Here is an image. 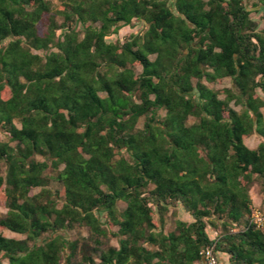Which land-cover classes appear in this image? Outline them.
<instances>
[{
    "label": "trees",
    "instance_id": "1",
    "mask_svg": "<svg viewBox=\"0 0 264 264\" xmlns=\"http://www.w3.org/2000/svg\"><path fill=\"white\" fill-rule=\"evenodd\" d=\"M171 1L0 0V264H264V28L247 0ZM179 206L192 221L157 231ZM98 214L118 246L94 258L60 233L106 236Z\"/></svg>",
    "mask_w": 264,
    "mask_h": 264
},
{
    "label": "rangeland",
    "instance_id": "2",
    "mask_svg": "<svg viewBox=\"0 0 264 264\" xmlns=\"http://www.w3.org/2000/svg\"><path fill=\"white\" fill-rule=\"evenodd\" d=\"M52 2V6H53V11L55 12L61 5V0H50ZM255 1L254 0H247V6L249 8V10L251 11V18L253 20H255L258 23V28L260 31L263 30L264 28V10H260V7H253V3ZM169 6L171 9H174V4L172 3L171 0H169ZM145 29V26L143 23L141 22H134L131 26L128 27H124L121 31H120V35H119V39H124L129 37L132 34H137L140 32H143V30ZM60 32H58L59 34ZM113 41H115L116 39H112ZM42 54V53H40ZM208 87H210L211 89L214 90H222L224 88H228L231 87V80L229 78H226L223 80L222 84H208ZM259 94L264 98V94H262L261 92H259ZM225 96L222 95L221 98H224ZM232 108L236 109L237 111H240L241 108H239V106H235L234 103L231 104ZM262 112L264 114V108H262ZM165 112L161 111L159 112V115L161 118L165 117ZM194 121V119H190V123H192ZM143 122L144 119L142 118L140 120V123L138 125L139 128L143 127ZM0 141L2 142H8L9 138L6 134H4L3 132L0 131ZM246 145L249 148L255 149L256 147H258V145L261 143V138L257 135H252L250 136L246 141H245ZM39 161H43L44 159L41 157H37L36 158ZM48 175L54 176L52 172H50V170L47 172ZM50 188L52 189H59L61 186L59 183H56V181L53 179L50 182ZM261 185L258 182H255L250 190V194H251V198H252V211L259 209L262 206V202L264 200V193L262 191V188H260ZM40 192V189H35L32 191V194H37ZM118 207L120 210L125 209L126 204L124 203H119ZM155 211V220L158 222L159 224V229L157 231L163 230L164 233H169L172 232L176 229V225L177 222L179 220L181 221H186V222H191L192 218L189 214H187L181 206L177 207V208H171L169 210V212L165 215L164 217V224L162 225L160 222V215L157 212L156 209H154ZM7 213V209L3 204H0V217L5 216ZM98 216L100 217L101 222L104 224V227L108 229L107 235L106 236H95L89 229L88 227H80L77 226L75 227V229L70 230V231H64L62 233H60L62 236H64L67 240L69 241H78L79 242V250L85 248V246H87V248L85 249L86 252L93 254L94 258H96L95 255V250H106L108 247L111 246H118V239L114 236L117 232V228H113L110 229L109 226L106 224L105 222L108 221L107 217L103 214H98ZM221 232V228H217V229H209V233L212 237L215 236V234L220 233ZM5 235L7 237H12V238H17V239H24L25 236L22 235H17V234H12L8 232H5ZM41 243V242H40ZM82 252V251H81ZM79 251V253L77 254L75 260L73 261L74 264H79L81 262V258H82V253ZM68 256V252H66L64 254V260L62 261V264H65V258ZM223 262L225 264H229L228 262V257L226 255H221V257ZM7 264V263H5Z\"/></svg>",
    "mask_w": 264,
    "mask_h": 264
},
{
    "label": "built area",
    "instance_id": "3",
    "mask_svg": "<svg viewBox=\"0 0 264 264\" xmlns=\"http://www.w3.org/2000/svg\"><path fill=\"white\" fill-rule=\"evenodd\" d=\"M249 224L253 225L254 227L263 230L264 229V213L259 210H253L252 214L249 218ZM237 232L238 230H234ZM203 258V264H221L220 257L215 252L213 246L207 247L202 250L201 252Z\"/></svg>",
    "mask_w": 264,
    "mask_h": 264
},
{
    "label": "crops",
    "instance_id": "4",
    "mask_svg": "<svg viewBox=\"0 0 264 264\" xmlns=\"http://www.w3.org/2000/svg\"><path fill=\"white\" fill-rule=\"evenodd\" d=\"M220 260H221V264H225V263L223 262L222 258H220ZM228 262H229V261H228Z\"/></svg>",
    "mask_w": 264,
    "mask_h": 264
}]
</instances>
